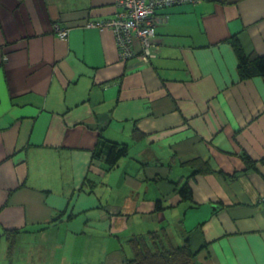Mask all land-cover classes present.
Listing matches in <instances>:
<instances>
[{"label":"crops","instance_id":"crops-1","mask_svg":"<svg viewBox=\"0 0 264 264\" xmlns=\"http://www.w3.org/2000/svg\"><path fill=\"white\" fill-rule=\"evenodd\" d=\"M225 1L158 9L144 60L106 26L115 0H0V264H125L162 228L196 264H264V77L227 42L264 54V0ZM101 137L128 145L110 171Z\"/></svg>","mask_w":264,"mask_h":264},{"label":"trees","instance_id":"trees-1","mask_svg":"<svg viewBox=\"0 0 264 264\" xmlns=\"http://www.w3.org/2000/svg\"><path fill=\"white\" fill-rule=\"evenodd\" d=\"M219 1L223 3L226 2L225 0ZM165 7L169 6L158 7L155 15H157L158 9ZM227 42L232 46L237 58V73L240 80L243 81L257 76L264 77V54H257L254 49L248 48L242 44L237 33L230 36ZM138 135L140 134L135 129L133 131V136L138 137ZM103 149H107L104 157L102 154ZM127 153V144L109 141L102 137L99 139V143L94 149V156L103 160L107 165L108 171L114 169L118 161L126 156ZM243 160L247 169L255 168V161L250 159L246 154L243 155ZM262 160L264 161V158ZM182 165L194 167V171L190 175L192 178L196 174H205L215 171L206 160L200 158L186 160L182 162ZM188 179L189 178H187L178 189V194L183 201H191L193 198ZM156 207L158 209L163 208L161 205H157ZM19 232L18 230H6L4 235L7 236V240H9L12 245L15 241L14 236ZM190 235V231L184 232L182 242L175 244L164 228L141 234H133L127 240L130 255L126 258L125 264H196V256L199 250H195L191 247Z\"/></svg>","mask_w":264,"mask_h":264},{"label":"built area","instance_id":"built-area-1","mask_svg":"<svg viewBox=\"0 0 264 264\" xmlns=\"http://www.w3.org/2000/svg\"><path fill=\"white\" fill-rule=\"evenodd\" d=\"M195 1L197 0H115L118 11L115 18L106 23V26L114 29L117 43L124 49L134 41L139 42L141 57L146 60L152 46L151 38L154 36L156 9L161 6ZM88 26L103 27L104 25L88 23ZM57 33L61 38L67 36V31L62 28H59ZM126 55H132V51L128 49ZM260 199L264 203V193Z\"/></svg>","mask_w":264,"mask_h":264},{"label":"bare ground","instance_id":"bare-ground-1","mask_svg":"<svg viewBox=\"0 0 264 264\" xmlns=\"http://www.w3.org/2000/svg\"><path fill=\"white\" fill-rule=\"evenodd\" d=\"M259 204L264 206V203L261 201V199L259 198Z\"/></svg>","mask_w":264,"mask_h":264}]
</instances>
